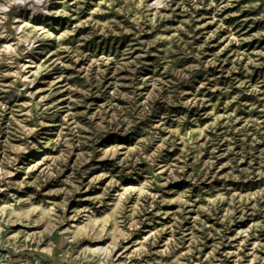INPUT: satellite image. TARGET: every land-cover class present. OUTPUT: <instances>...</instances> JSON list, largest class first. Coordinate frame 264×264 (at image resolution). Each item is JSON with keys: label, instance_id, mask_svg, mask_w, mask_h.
Masks as SVG:
<instances>
[{"label": "rangeland", "instance_id": "1", "mask_svg": "<svg viewBox=\"0 0 264 264\" xmlns=\"http://www.w3.org/2000/svg\"><path fill=\"white\" fill-rule=\"evenodd\" d=\"M5 4L0 264H264V0Z\"/></svg>", "mask_w": 264, "mask_h": 264}, {"label": "bare ground", "instance_id": "2", "mask_svg": "<svg viewBox=\"0 0 264 264\" xmlns=\"http://www.w3.org/2000/svg\"><path fill=\"white\" fill-rule=\"evenodd\" d=\"M14 2H19L21 4H24V6L32 13H41L42 11H45V4L47 3V0H12ZM8 7V4L1 5L0 6V14H4L5 9ZM26 47L32 44V41L29 39H25Z\"/></svg>", "mask_w": 264, "mask_h": 264}]
</instances>
